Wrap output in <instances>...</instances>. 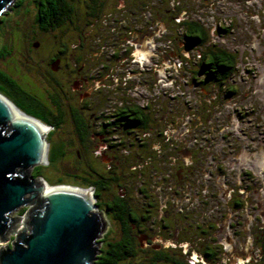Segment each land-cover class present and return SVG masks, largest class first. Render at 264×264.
I'll list each match as a JSON object with an SVG mask.
<instances>
[{
  "label": "flooded vegetation",
  "instance_id": "af4514ba",
  "mask_svg": "<svg viewBox=\"0 0 264 264\" xmlns=\"http://www.w3.org/2000/svg\"><path fill=\"white\" fill-rule=\"evenodd\" d=\"M84 1L74 0L73 12L60 25L44 28L45 24L36 20L35 3L14 0L4 18H0V70L17 81L29 104L41 106L40 111L52 124L50 132L69 139L62 148L67 172L61 167L57 174L60 180H73L78 184L74 188L86 193L103 226L107 220L113 231V225L117 237L110 242L119 241L123 248L135 252L136 255H129L135 256L132 258L147 254L141 258L147 264L220 262L222 256L218 257L217 251L223 254V243L217 247L214 242H205L209 241L206 230L211 227L194 224V215L189 214L204 203L205 196L200 199L195 187L202 182L207 168L201 158L192 160L189 143L182 141L176 146L175 137H189L194 115L184 113L191 110L186 98H175L170 90L181 89L185 93L188 86L210 87L220 111L223 106H230V113L222 119L231 114L241 126L247 123L248 136L260 132V124L264 123V78L257 67L246 66V51L239 48L244 40L250 46L254 41L259 45L257 37L264 31V20L258 16L264 15V0L250 7L253 13L246 9V0H233L236 8L245 7L236 9L233 16L241 23V12L244 13L249 36L240 29L242 23L234 25L231 20V27L219 24L217 38L221 37L219 32L231 31L237 46L232 47L235 54L229 55L219 45L214 63L196 62V75L203 79L193 77L190 83L175 82L168 70L160 75L157 69L144 72L138 67L139 52L134 53L135 46H139L144 30H148L147 24L153 25L150 13L159 15L151 0H116L114 7L106 9L102 8L104 0H94L93 9ZM100 17L106 29L101 35L94 34L90 49L95 51L83 53L78 40L72 49V34L78 35L82 24H93ZM251 17L257 18L259 24L255 32L249 27ZM152 38L153 44L159 41L154 35ZM181 40L185 49H190L192 42L184 34ZM248 50L253 51L251 47ZM11 54L25 63L21 72L1 65L5 56ZM144 55L147 57V53ZM260 56H264V41L253 57L264 63ZM178 58L183 63L186 59L183 54ZM18 77L33 80L38 93L31 92L21 81L22 87ZM0 87L13 103L9 94L12 86L1 83ZM53 142L56 141L48 142L49 150ZM201 189L205 190L206 185ZM100 242L105 246L109 241L103 238ZM259 242L263 244V238ZM169 250L171 254L167 253ZM235 262L238 264L239 259Z\"/></svg>",
  "mask_w": 264,
  "mask_h": 264
},
{
  "label": "rangeland",
  "instance_id": "374dc122",
  "mask_svg": "<svg viewBox=\"0 0 264 264\" xmlns=\"http://www.w3.org/2000/svg\"><path fill=\"white\" fill-rule=\"evenodd\" d=\"M80 1L83 2V0ZM151 1L154 7H157L154 11L158 12L159 15L157 16V13L151 15L152 13H150L153 25L147 24L149 26L148 30H144V37L140 39L139 46H135L134 53H141L136 56L140 70L147 72L146 69H148L149 72H154V70L157 69L160 75L164 70H168L172 72L175 82L190 83L193 77L200 80L203 79L202 75H196L198 71L196 62L203 59L206 44L210 43L208 44L209 46L215 45V49L220 45L224 50L229 52V55L235 54L232 52V47L237 46L234 45V38L231 36L232 32H219L221 37L217 38L218 33L216 32V28L219 24L231 27V20H234L233 15L235 14V10L241 11L245 9L244 6H242L241 9L236 8V5L233 4V0ZM246 1L249 3L245 4L243 1L246 9H248V12L253 13L250 7L256 5L258 0ZM103 2L104 5L102 4V8L106 9V6L109 7L112 5V7H114L116 0H104ZM11 6L12 3L0 15V18L5 16ZM123 8L124 6L120 7V9ZM104 9H102V13ZM241 13L244 17V13ZM145 16L149 17L148 14ZM172 16L173 20L171 19ZM243 17L240 18V22L244 26L235 20L234 25L242 26L240 29H243L246 35L249 36L245 30L246 25L243 22ZM258 17L260 21L264 20L263 14H260ZM3 18L4 17H2V19ZM250 19L252 23L249 26L250 30L251 32H255L257 31L256 26H259L257 18L251 17ZM177 20H179L180 24L186 21L198 23L199 26L205 30L206 37L209 39L208 43L192 44L190 49H185L183 41L181 40L183 34L181 33L182 29L180 27L178 28ZM143 23L144 25L146 24L145 22ZM81 26L78 35L76 34V36H74L75 33L72 34L70 39V41H72L69 43V46L73 49L74 42L78 40V42L81 41L83 46L80 47V51L83 53H91L95 51V49H90V47L93 48L92 39L94 38V34L101 35L106 29V24L103 22L102 17H100V21L97 20L93 24L88 22ZM164 28L166 30H164ZM153 29L154 32H152ZM153 35L159 39L158 42L155 41V44L151 41ZM68 37H70V35H67V38ZM257 38L260 41L259 45H257V41H254L252 46H250L247 44V41L244 40L239 51L242 50L243 53L246 51L244 53L246 57L244 61L249 62L246 66H248V68L257 67L262 73L260 76L264 78V63L254 60L253 58L261 49V42L264 41V31L260 32V36ZM250 47L253 51H247ZM187 50L191 51L188 53ZM144 53H147V57L146 55H142ZM179 54L185 55L186 59L184 63L182 59L179 60ZM260 58L263 60L264 56H260ZM12 60L15 61L12 62ZM2 61L3 63L1 65L8 66L12 71L17 69L18 72H21L25 65L23 62H18L13 54L6 55ZM18 79L20 85L22 81L31 92L38 93V87L33 80L27 79L26 77H18ZM188 87V89H185V93H183L181 89L170 90L175 98H186L185 100L191 105V110L184 113H191L194 115L191 116V127L193 129L189 132V137H175V142L176 146L182 141L189 143L191 145L190 155L192 156V160L195 161L201 158V161L204 163L203 165L207 168V173L202 177V182L195 187L197 193L199 192L201 194L200 199H204L205 196L204 203L202 207L200 206L196 211L190 212L189 214L192 213L191 215H194V224L197 222V224L201 223L203 227L207 225L211 227V231L209 229L206 230L209 241L206 239L204 240L205 242H214L213 245L217 247L221 246L223 243V254L217 251L218 257L222 256V260L216 262V264H235L236 258L239 259V262H237L238 264H259L261 260L263 263L260 264H264L263 241L261 243L259 242L262 238L264 239V123L260 124V132H255L254 135L248 136L249 126L247 123L241 126V123H236L232 120L231 114L229 118H225L226 120L222 119V117L228 116V113H230V106H223V109L220 111L221 106H216L217 102L214 100V90H210V87ZM218 112L222 114H218ZM177 114L179 115V112H177ZM42 129L47 130L45 136L48 137V142L58 139L60 145H64V142H70L69 139L65 138L61 133L58 136L57 133L50 132L45 126ZM61 160L63 159L61 158L60 161ZM59 162H57V164H59ZM46 165H48V163L39 165L42 166L40 175L42 176V180L49 186L65 185L69 186L72 190L76 189L74 185L78 186L77 183L73 180V182L66 179L59 180L58 176L60 174H57L56 170L52 167L45 168ZM60 165L62 171L67 172L64 167L68 164L63 163ZM216 166H218L220 173ZM27 172L30 173L32 171L29 170ZM203 185H206L205 190L201 189ZM234 203H238L237 206H234ZM19 210L20 209H17L9 214L15 221L12 227L6 232L5 236H7L10 231L11 233L13 231L17 233L20 230L17 231L18 227H21L19 224H23V218L19 216ZM196 215L200 217H195ZM104 224L105 228L99 235L98 240L101 241V239L104 238L105 241H111L116 238L117 235L114 232L113 225H111L113 231H110L107 220H104ZM190 233L191 235L193 234L192 231ZM202 236L204 235H201V237ZM224 240L227 241L225 244ZM100 241L98 242L100 243L98 245L99 249L104 246V243ZM3 243L4 242L0 241L1 245ZM1 245L0 247L5 249V247ZM175 252H177V250H175ZM225 252L227 255H224ZM167 253H170V250L167 251ZM235 254L237 256L233 257L232 255ZM146 256L147 254L142 253L136 257L133 262L136 264H147L141 260L142 257ZM226 258H228V260H226ZM159 264L166 263L159 262Z\"/></svg>",
  "mask_w": 264,
  "mask_h": 264
},
{
  "label": "water",
  "instance_id": "95a60500",
  "mask_svg": "<svg viewBox=\"0 0 264 264\" xmlns=\"http://www.w3.org/2000/svg\"><path fill=\"white\" fill-rule=\"evenodd\" d=\"M13 1L0 0V15ZM40 125L50 130L0 94L1 242L15 221L9 214L27 209L10 247L0 248V264H95L105 224L91 199L27 172L48 163L49 144Z\"/></svg>",
  "mask_w": 264,
  "mask_h": 264
},
{
  "label": "trees",
  "instance_id": "16d2710c",
  "mask_svg": "<svg viewBox=\"0 0 264 264\" xmlns=\"http://www.w3.org/2000/svg\"><path fill=\"white\" fill-rule=\"evenodd\" d=\"M31 1L35 3L36 6L35 8L37 11L36 20L38 22L44 23L45 24L43 26L44 28H54L56 27V25H60L61 22L65 18H67L69 14L73 12L72 4L74 3V0H31ZM94 3H95L94 0H86V5L87 7H90V9H93V7L91 6H94ZM177 21H178V28L180 27L182 29L181 33H183L186 40L192 42L193 45L208 43L209 39L206 37L205 30L202 27H200L198 23L194 21H189V22L186 21L180 24L179 20ZM208 44H206L203 59L201 60V62L198 61L201 63V65H207L210 62L214 63L215 56L217 57L218 50L215 49V45L209 46ZM0 56H1V52H0ZM1 83L8 86H12L13 89L12 93H10L11 92L10 91L9 94L11 95V98L14 99L13 103L17 108H19L25 114L38 119L43 124L49 127L52 126L51 122L46 118L45 113L43 111H40L41 106H39V104L37 105L36 103L29 104L25 98L26 92L20 86H18L17 81L12 79L8 74L0 70V85ZM0 94H2L7 99H9L8 96L6 95L7 92L1 87H0ZM47 141H48V137H47ZM55 141L56 142L52 143V146L49 150L48 165H46L45 168L52 167L56 170V172H58V165L59 168H61L60 164H63L62 160L60 161V159L63 157L64 153L62 152L63 145H60V142L58 140ZM57 162H59V164H57ZM41 167L42 166L39 165L33 167L31 175L34 178L42 177L40 175V169H42ZM25 211L26 208H21L19 210V215H23ZM109 242L105 243V246H103L102 248L100 247L99 249L100 253L97 255L95 264H136L135 262H133V260L136 258H132L135 256H131V257L129 256V255H136L135 252L127 248H123L122 243L119 241H113L110 243ZM262 245L264 246V243ZM260 263H263V261L261 260Z\"/></svg>",
  "mask_w": 264,
  "mask_h": 264
},
{
  "label": "built area",
  "instance_id": "2783aa9c",
  "mask_svg": "<svg viewBox=\"0 0 264 264\" xmlns=\"http://www.w3.org/2000/svg\"><path fill=\"white\" fill-rule=\"evenodd\" d=\"M23 216L24 215H22V217L21 218H23ZM19 226H21V227H18V229H17V231L19 230V231H21V229H22V226H23V224H19ZM18 231V232H19ZM16 232L15 231H13L12 233H11V231L7 234V236H6V238H7V240H6V242H4L1 246H3V247H7L10 243H12L13 241H14V239H15V237H16Z\"/></svg>",
  "mask_w": 264,
  "mask_h": 264
},
{
  "label": "bare ground",
  "instance_id": "6f19581e",
  "mask_svg": "<svg viewBox=\"0 0 264 264\" xmlns=\"http://www.w3.org/2000/svg\"><path fill=\"white\" fill-rule=\"evenodd\" d=\"M141 54V53H140ZM140 54H138V55H140ZM143 56H144V54H142ZM44 126H42V125H40V130H42V132H43V134L45 135V132L47 131V130H43L42 128H43ZM50 189V188H49ZM48 191H50V190H47V192L46 193H48ZM80 192H82V191H80ZM83 193V192H82ZM86 194V193H85Z\"/></svg>",
  "mask_w": 264,
  "mask_h": 264
},
{
  "label": "clouds",
  "instance_id": "9594fccd",
  "mask_svg": "<svg viewBox=\"0 0 264 264\" xmlns=\"http://www.w3.org/2000/svg\"><path fill=\"white\" fill-rule=\"evenodd\" d=\"M22 208H23V207H22ZM20 209H21V208H20ZM26 210H27V209H26ZM23 215H24V214H23ZM19 216H22V215H19ZM8 246H10V244H9ZM8 246H7V247H8ZM0 248H1V247H0Z\"/></svg>",
  "mask_w": 264,
  "mask_h": 264
}]
</instances>
